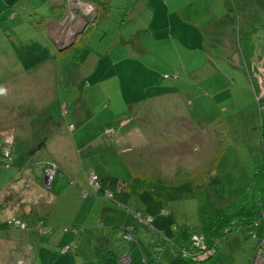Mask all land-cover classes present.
<instances>
[{"label":"rangeland","instance_id":"1","mask_svg":"<svg viewBox=\"0 0 264 264\" xmlns=\"http://www.w3.org/2000/svg\"><path fill=\"white\" fill-rule=\"evenodd\" d=\"M217 1L199 0L193 7L184 8L182 14L186 21L198 24L202 31L194 33V37L193 33L180 31L174 38L167 32V36L158 34L152 37L144 34L126 39L132 44V54L139 56L133 49V44L137 45L138 42L145 44L148 51L145 57L139 56L140 62L135 61L138 92L122 91V76L109 77L108 72L107 77L96 75L98 65L93 60L102 52V42L107 47L109 42L106 41L92 42V48L91 45L78 47L73 55L63 56L61 63L55 50L44 47L43 54L34 59L36 62H28V73L37 75L44 65L40 60L44 58L46 62L50 61L46 65L52 66L45 72L47 77L58 76L56 82L61 86L63 107L60 99L51 103L53 86L49 82H44L47 87L43 90L39 88L41 81L27 82L22 96L16 94L14 97L17 98L9 99L7 96L13 93V85L9 89L0 86L4 88L0 92L3 106L21 113L17 124H14L16 132H20L23 127L27 128L25 136L17 137L16 143L19 145L16 151L28 148L27 137H31L32 147L39 145L44 135L53 129H57L58 133L53 134L50 140L52 146L53 138L61 145L62 134L67 131L71 141L68 148L64 145V152L71 154L72 164L76 168L84 163L83 175L80 179L71 176L72 182L74 179L88 189L86 176L94 171L102 179L108 176L132 184V202L135 206H131L143 210L140 217L131 213V220L124 222L125 219H119L118 228L114 229L112 224L117 219L114 221L115 217L108 216L98 226L94 218L102 201L92 193L95 196L96 213H91L93 218L88 221L90 225L81 230L75 228V223L74 228H70V223L58 226L62 228L59 230L70 229L69 232L74 234L75 239L70 244L76 245L75 252L67 253L76 256L78 264H83L84 259L101 257L107 248L114 246L117 257L124 255L125 249L128 251L130 248L132 259L138 264H146V260H153L157 256L169 264L177 252L189 249L195 236L210 235L208 223L222 214L233 220L234 225L219 240L217 253L210 260L197 264H250L254 249L261 243V238L257 239L253 234L264 235V216L260 217V226L253 224L256 197L260 194L259 187H264L263 177H257L258 171L264 168V99L259 101L260 97H264V0ZM44 6L47 8L49 5ZM143 6L138 3L136 8L146 9ZM126 8L127 4L124 10ZM196 12L201 15L199 23L190 19L197 18ZM4 13L7 14L6 11ZM152 13L147 9L137 11L131 7V10L122 13L126 17L125 27H132L134 33V24L138 22L141 28L147 30L150 22L148 17L153 16ZM167 14V11L161 13L163 18L168 17ZM27 15L34 21H41L40 12L36 15L28 12ZM3 17L0 15V20ZM133 18L137 21L133 22ZM162 19L160 17V25L152 29L154 32L164 28ZM82 21H75L74 17L69 19V14L62 18L61 25L66 26V31L61 30V34L64 33L67 43H72L74 33L79 31L74 28ZM3 23L0 21L1 33ZM68 24H72L71 27ZM72 32L74 36L71 38ZM98 32L94 33L93 38H97ZM6 38L4 36L0 39V79L9 77L5 83L16 85L15 82L18 83L28 74L26 67L20 63L26 49L23 50V42L19 41H14L13 46H7ZM109 41L115 43V40ZM3 60H16L20 63L14 67V71H18L21 76H13L12 80V75L5 71V65L2 66ZM145 65L147 72L140 74ZM33 70L37 71L32 73ZM153 78H156L158 87L166 85L170 89L155 90L147 87ZM29 86L31 88L27 90ZM158 92L168 93L166 101L160 102L162 98L158 102L154 101ZM40 100L48 103L47 109H38L28 104H38ZM136 100H139V105L126 107ZM21 101L25 104L19 108L18 103ZM135 109L140 110L139 118L123 127L120 122L124 118L123 112L134 111L130 113L133 115ZM1 121L0 128L5 126ZM112 127L116 136L107 135L106 130ZM75 135L78 136L76 140L80 147L77 155L73 138ZM119 136H123V139H119ZM47 152L49 150L45 149ZM52 163L59 165L56 161ZM1 168L5 173L24 178L18 174L21 171L15 165L12 168ZM58 168L61 169V166ZM58 170L53 180L51 170L45 174V187L53 185ZM90 182L98 192L95 182ZM22 186L27 189L25 180ZM28 189L32 191L30 185ZM41 196L33 194L34 201L42 206L46 196ZM59 202L56 210L61 213L64 203ZM51 210L48 208L46 213L51 215ZM54 213L51 216L53 218ZM10 222L22 229L23 236L26 234L25 239L21 233L19 235L23 242L19 247L22 249L29 238V232L23 230L27 226L18 218H11ZM46 228V231L50 230ZM129 229L137 230L135 240L125 242L119 234ZM80 239L83 243L82 255L77 257ZM24 249L25 255L18 258L19 249L15 248L14 258L8 262L6 258L10 250L4 252L6 255L1 258L0 264H32L33 246L27 244Z\"/></svg>","mask_w":264,"mask_h":264},{"label":"crops","instance_id":"2","mask_svg":"<svg viewBox=\"0 0 264 264\" xmlns=\"http://www.w3.org/2000/svg\"><path fill=\"white\" fill-rule=\"evenodd\" d=\"M14 1V0H12ZM15 1H22L24 3V6L22 9H17L12 12V16L10 18H2L1 21H3L2 27V33L0 31V39H2L5 34H10L11 36L6 39L7 46H13L14 41L23 42L22 47H24V56L23 59L20 60V63H22V66L26 67L25 70H27L26 73H28V62L34 63L38 55H42L44 49L42 46L38 45H29V41L33 39V37L36 35H44L50 42L52 43V48L55 50V55L58 57L59 62H61V58L66 55H70L68 52H64L66 47L72 46L75 48L78 47H86L90 46L92 48L91 44L92 42L96 41H106L109 42L107 44V47L102 45L100 46L101 53H99L98 56H95L97 67V73L96 75H105L108 72L107 76H114L124 77L123 81L121 79V82H123L122 91H126L128 93H134L138 92V86H137V75H136V62H140V57H145V54L148 53L146 50L145 44L142 42H138L137 45L133 44V49L136 51L139 56L132 54V44L128 42L126 39H132L135 38L137 35H146V36H152L155 35H163L167 36V32L171 37L174 38V35H179L180 31L185 32L186 34H192V37H194V33L202 32L200 29V26L198 24H192L189 21H186V17L182 12L185 10L186 7H193L196 5L197 1L199 0H166V5L161 3L160 0H108L111 5L114 6L111 11L104 12L103 10L98 13V19L96 27H89L85 29V31L77 38L76 43L70 44L67 43V41L64 40L66 36L61 34V20L65 16L66 13H64L63 6H58V0H51V6H48L47 8L42 7L39 5V0H15ZM36 1V2H35ZM107 1V0H106ZM214 2H218L217 0H213ZM138 3L143 4L146 9L149 11H153L152 15L149 16L148 19H150V22L148 24L147 30L144 28H141L138 24L137 19L133 18L135 32L133 33L132 27H125L127 23L126 17L122 16L123 12L129 11L132 9L137 11H143L146 9L136 8ZM21 4V3H20ZM127 4V8L124 10L125 6ZM187 9V8H186ZM22 10V11H21ZM25 10V11H24ZM180 10V11H179ZM40 12L39 18L41 21L36 20V22H41V24H34L32 21L28 22L29 16L27 15L28 12H30L32 15H36V12ZM163 11H167L168 17L163 18V15L161 13ZM171 11V12H170ZM176 11V12H174ZM179 11L180 18L177 16V12ZM25 12V13H24ZM26 14V15H25ZM207 14V13H206ZM211 14V13H209ZM197 20L190 17L191 21H197L199 23L200 21V13L196 12ZM161 17L162 22L164 24V28L158 30L157 32H154L152 29L155 27V25L159 24V18ZM189 19V20H190ZM33 20V18H32ZM132 19H131V23ZM189 22V23H187ZM130 23V24H131ZM108 24V25H107ZM179 24H182L183 26H180ZM32 25V26H31ZM38 26V32L35 34L34 31H32L36 26ZM168 25V26H167ZM167 26V27H165ZM40 28V29H39ZM129 28L128 32H125V30ZM161 28V27H159ZM96 31H99L97 34V38L94 37V33ZM33 34V35H31ZM166 34V35H165ZM181 35V34H180ZM33 36V37H32ZM12 39V40H11ZM109 40H115V43H110ZM4 43V42H2ZM106 44V43H105ZM53 50V51H54ZM68 53V54H67ZM98 54V53H97ZM78 58H75V60ZM53 60V59H52ZM55 60V59H54ZM4 63L2 66L5 65V71H7V74L9 73L13 76H18V71H14V67L21 65L16 60H3ZM40 62H43L44 65L42 68H40V73L38 72L37 75L28 73L25 75V77H22L18 83H5L8 81L9 77H5L3 79H0V86L4 85L8 87L7 89L11 88V84L13 85V93L7 96V98H13L18 94V97L22 96L24 90H25V83L27 82H36L41 81L39 86L40 90L46 89L47 84L45 85V81L49 82L50 86H53V93L51 96V103L57 102L58 99L61 100V104L63 102V95L61 92V88H59V84L56 82L58 76L54 77L51 75L50 77H47L46 70L52 66L46 65V63H49L50 61L46 62V60L43 58L40 60ZM39 62V63H40ZM42 64V63H41ZM40 64V67H41ZM34 66V65H33ZM33 66H30L33 67ZM138 66V65H137ZM142 68L140 70V74H145L146 67ZM149 69V68H148ZM2 70V69H1ZM37 70H33L32 73H34ZM149 73L150 70H148ZM92 74V73H90ZM55 75V74H54ZM21 76V75H19ZM106 76V77H107ZM135 76V77H133ZM42 77V78H41ZM93 77V76H92ZM11 80V81H12ZM39 83V82H37ZM56 87L55 86V84ZM10 86V87H9ZM16 86V87H15ZM92 87V85H91ZM149 88H153L155 90L161 89V90H169L170 86L167 87L166 85H163L162 87L157 86L156 78H153L151 81V85L147 86ZM31 88L28 87L27 90ZM4 89V88H0ZM149 90V89H148ZM23 91V92H22ZM20 92V93H17ZM22 93V94H21ZM167 94H161L160 92L156 93L154 96V101H157L159 99L160 102L166 101ZM17 98V97H14ZM30 99V98H29ZM158 102V101H157ZM24 102H19L18 106L20 108V105H24ZM31 107L36 106L38 109H47L48 103L45 102V100H40L39 105L37 103L31 104L28 103ZM160 103H158L159 105ZM43 105V106H42ZM135 105H139V100H136L133 103H128L126 107L132 108ZM22 107V106H21ZM63 107V104H62ZM136 110V109H135ZM16 112V113H15ZM13 109H9L7 106L4 107L3 104L0 102V121L5 125L4 127L0 128V231H3V233H0V260L1 258L6 255L9 250V254L6 258V261L12 260L14 252H16V249H19V252L17 254L18 258H22L23 255H25V246L32 245L34 249L33 254V263L32 264H78L77 259L75 260L76 256L71 255L70 253H63L61 251V247L68 245L71 241L75 239V236L73 233H70L69 230H59L62 229L61 226L63 224L70 223L72 227H74L77 230H81L86 227V225H90L88 221H90L92 217V212L96 213L94 211L95 200L94 195L95 190L92 187L91 182L88 181L87 176L91 174H95L98 178L97 182H99V190L96 193L97 198L102 201V206H99L97 214H95V221L98 223V226L102 223L103 220L105 222V218L115 217L113 218L114 221L117 219L116 223L112 224V227L114 229H117V224L120 223L118 221L119 219H125L124 222H128L131 220V213L136 215L139 212L144 213L142 209L136 210L135 207L131 206L135 204L132 202L133 200V191L132 187L129 182H125L118 179H113L108 176L103 177V179L100 177L99 174L96 172L88 173L86 176L87 182H89V188L83 187L79 185L74 179L73 181L74 185L70 182L72 179L71 176H74L77 179H80V177L83 175V168L84 163H81L79 167H75L74 163L72 164L71 160V154L68 152H64L65 146L68 148V144H70L71 139L69 138L70 135H68L67 131H64L65 133L62 134V137L60 141H62V144H57V140L53 138V146L51 143V139L53 134L58 133L57 129H53L49 134H45L44 138L41 139L39 142V145H35V147H32V139L31 137H27L28 139V150H22V151H16L18 148H16L19 144L16 143L18 135L21 137L26 135V127H23L20 129V132H16L17 127L15 125L17 124L18 115L21 113H18ZM134 113V111H125L123 112L122 116L124 118H121L120 122L122 123L123 127L127 123H132V120L135 118H139L140 110H136L135 114L130 115V113ZM15 124V125H14ZM121 126V125H119ZM2 129V130H1ZM59 129V128H58ZM25 131V132H24ZM108 133L107 135H117L114 131V127L108 128L106 130ZM78 134V132H77ZM78 136H73L74 142H75V148H77L76 155L79 152L80 147L78 146V142L76 140ZM10 138V139H9ZM119 139H123V136H119ZM58 141V142H60ZM66 142L64 144V142ZM142 141V140H141ZM72 143V142H71ZM65 145V146H64ZM142 145V142H141ZM52 146V148H51ZM143 146V145H142ZM2 147V148H1ZM8 148L11 150V157H6L4 155L5 149ZM45 149L49 150L47 154L45 153ZM167 149H169V146H167ZM16 151V152H15ZM75 150L73 149V152ZM46 156H43V155ZM42 155V156H40ZM58 162L59 166H61V171L58 175L55 177L56 184L52 185V188H47L44 186L45 182V164L47 162ZM8 163L5 168H12L15 165V168L17 170H20L18 174L21 176L23 175L24 178H18V176L7 172L5 173L1 167H4L3 164ZM35 163H38L39 165H34ZM72 164V165H71ZM80 170V171H79ZM63 171V172H62ZM82 171V172H81ZM61 172L64 173V176L61 175ZM69 174V176L67 175ZM42 176V178L40 177ZM111 179V180H109ZM25 180V186L32 187V191L28 189H23L22 181ZM43 182V183H42ZM71 183L72 185H69ZM48 190H47V189ZM46 189V190H45ZM52 189V190H51ZM33 194L41 196L42 194L46 196V199L44 200V204H41L38 201H34ZM90 196H92L91 199ZM108 196V197H107ZM112 196V197H110ZM42 197V196H41ZM63 197V198H62ZM59 201H62L64 203V206L61 208V213L56 210ZM35 202V203H34ZM99 203V202H98ZM144 210H147L143 205L141 206ZM53 209L51 210V215L49 213H46L47 209ZM75 208V212L73 213ZM132 210H131V209ZM137 211V212H136ZM56 215H55V213ZM135 212V213H134ZM147 212V211H145ZM54 213V218L51 217ZM148 213V212H147ZM124 214V216H123ZM124 217V218H123ZM11 218H18L22 219L25 225L27 226V230L29 232V235H27L28 241L27 244L20 249L19 246L22 245L23 242H21L19 235L22 234V237L24 239L26 238V234L23 236V233L21 232L22 229L15 226L13 223L10 222ZM64 220V221H62ZM65 222V223H64ZM30 227V228H29ZM50 228V230L46 231L47 228ZM110 228V227H108ZM40 229V231H39ZM65 229V228H64ZM91 229V228H90ZM72 231V230H71ZM137 232V230H136ZM21 233V234H20ZM120 237V234H119ZM108 239V238H105ZM81 243L79 245L77 253V257H80L82 255L81 248H82V240L80 239ZM24 242V243H25ZM7 247V248H5ZM59 248L60 251H59ZM115 250V246L113 248H107L106 252L102 254L100 257H96L95 259H84L83 264H89V263H95V261L102 258L104 255H106L107 251L109 250ZM131 249L127 251L125 249V255H129L131 259L133 258ZM5 252V253H4ZM117 252V251H116ZM75 253V254H76ZM90 255H93L90 253ZM119 257V256H118ZM119 257V258H121ZM157 258V257H156ZM3 259V258H2ZM5 259V258H4ZM17 260V259H15ZM133 264H138V262H134L132 259ZM152 262V259L150 261L146 260V264Z\"/></svg>","mask_w":264,"mask_h":264},{"label":"trees","instance_id":"3","mask_svg":"<svg viewBox=\"0 0 264 264\" xmlns=\"http://www.w3.org/2000/svg\"><path fill=\"white\" fill-rule=\"evenodd\" d=\"M50 1L51 0H39L38 2H36V1L35 2L38 3L39 5H41L42 7H45L44 5H47V4L49 6H51L52 3ZM162 1L166 2V0H162ZM58 2H60V3H58V6H60V7L63 6L64 13L69 14V19L73 18L72 14H70V13H72L74 10H75L74 14L76 16L75 18L80 19V18H84V14H83L84 8H87L89 6H91V7L93 6L96 9L95 14L90 15V16H86L87 21L85 23V26L83 27L84 30L78 31V33L73 38L72 43H70V44L76 43L77 38L85 31V29H87L89 27H96L99 10L100 11L103 10L104 12H107V10L111 11V9L114 8V6L111 5V3L108 0L107 1L106 0H58ZM23 6H24V3H22V1L0 0V15H3L4 18H6V17L10 18V16H12L11 14L13 11H15L17 9H22ZM4 11H6L7 14H5ZM37 13H38V11L36 12V14ZM66 14H65V16H66ZM39 19H42V18H39ZM31 21L37 25V22L32 20L29 16L28 22H31ZM36 25H34V26H36ZM68 26H71V25L68 24ZM37 28H38V26H36V28H34L32 30L35 32V34L39 33ZM64 29H65V26L62 27L61 30L64 31ZM62 34H64V33H62ZM31 35H33V34H31ZM10 36H11L10 34H5V37H7L6 39H8ZM28 43H30L29 44L30 46L32 44V45L42 46V48H44V47L49 48L50 47V49L54 50L52 48V45H51L52 43L50 42V40H48L46 37H44V35H40V36L38 35V37L35 35L33 37V39L31 41H29ZM76 50H77V48H75V47H72V46L68 47L67 46L64 52L69 51L68 53L70 55H73L74 51H76ZM60 63H59V65H61ZM59 88H61V86ZM263 99H264V97H260L259 101L262 102ZM63 106H65V105L63 104ZM64 110L67 111L68 109H66V107H65ZM263 151H264V145H263ZM263 163H264V160H263ZM7 164L8 163L6 162L5 164H3V166L6 167ZM50 165H51L50 162L46 163L45 172L47 171V169L49 167H51ZM261 170L262 171H260V170L258 171L257 177L258 176L263 177V183H264V168ZM58 171L60 173L61 169H59ZM62 172H61V175L64 176V173H62ZM91 175L87 176L89 182H90L89 178ZM94 176H95L96 182H97L98 178L96 177L95 174H94ZM70 182H72V179L70 180ZM73 183H75V182L73 181ZM97 183L99 184V182H97ZM259 184H260V182L258 180V186H259ZM51 188H52V185H51ZM259 192H260V194L258 197H256L257 198L256 199V205L254 207V210H256V211L253 213V215H254V221H253L254 223L253 224H255V226H260V222H259L260 217L264 216V187H259ZM96 193H97V191H95V195L97 196ZM242 212L244 213L243 210H242ZM240 214H242V213H240ZM138 215H140V212L138 213ZM237 216H238V214H237ZM210 218L212 219L213 217L211 216ZM208 224H209L210 235L200 234L199 237L195 236V238L197 237L198 241L193 240L192 245L189 247V249H184V250L182 249L181 252H177L175 255V258L172 261H170L169 264H197L200 261H206V259L210 260L213 256L208 257L205 260L204 259L199 260L200 255L203 253L202 246L207 247L208 250L215 249L214 255L217 253V249H218L217 245H218L219 240L221 238H223V236H225V234H227L231 231V227L234 225V223H233V220L228 218L226 214H222L218 218L212 219V221L210 220V222ZM125 231H127V230H125ZM134 232L136 234L135 230H134ZM135 234H134V236H135ZM253 236L258 239V238L263 237L264 235L257 233V234H253ZM120 239H122L121 236H120ZM122 240L125 241L124 239H122ZM199 242L201 243V245L197 244ZM257 249H258V247H256L254 249L253 255L255 254ZM157 253L159 254V252H157ZM253 255L251 256L252 258H253ZM118 261H119V257H117L116 251L114 249H112V250L107 251L106 255H104L99 260L95 261V263L91 262L89 264H119ZM251 261H252V259H251ZM148 264H166V263L161 261L157 256V258L155 257L152 260V262H150Z\"/></svg>","mask_w":264,"mask_h":264},{"label":"built area","instance_id":"4","mask_svg":"<svg viewBox=\"0 0 264 264\" xmlns=\"http://www.w3.org/2000/svg\"><path fill=\"white\" fill-rule=\"evenodd\" d=\"M65 2V1H64ZM95 12H96V9L92 6H89V7H87V8H84V10H83V14H84V18H80V19H82L83 21H82V23H80V25L79 26H77V28H74L75 30H79L80 31V28H82V27H84L85 26V23H86V21H87V18H86V16H90V15H93V14H95ZM75 10L73 11V14H72V17H76L75 16ZM82 14V13H81ZM71 19V18H70ZM77 19L75 18V21H76ZM74 23V22H73ZM72 23V24H73ZM71 24V25H72ZM71 27V26H70ZM64 31H66V29H64ZM71 34V38L74 36V35H76L75 33H74V35H73V32L72 33H70ZM75 37V36H74ZM73 37V38H74ZM72 38V39H73ZM65 39V41H67L66 40V38H64ZM4 155L6 156V157H11V150L10 149H8V148H6L5 149V151H4ZM51 167H49L48 169H47V171H46V173L47 172H49L50 170H51V173H53V175H52V180L54 179L53 177L55 176V172L59 169L58 168V166L56 165V164H54V163H52L51 165H50ZM53 171V172H52ZM49 174V173H48ZM51 180V181H52ZM89 180H91L93 183L95 182V185L96 186H98V188H99V184L96 182V178H95V176H94V174H92L91 176H90V178H89ZM50 181V182H51ZM51 187V185L49 184V186H47V188H50ZM96 191V190H95ZM137 216H139L140 217V215H138V214H136ZM24 225H25V223H24ZM134 234H135V232H134V230H131V229H129V231H125V230H122L121 231V233H120V236L122 237V239H124L126 242H132V241H134L135 239H134ZM195 240L196 241H198V239H197V237L195 238ZM200 241V240H199ZM197 244H200L201 245V243L199 242V243H197ZM75 246L76 245H72V244H68V245H65L64 247H62L63 249H62V252H64V253H67V252H69L70 250H74L75 249ZM202 248H203V253L200 255V258H199V260L200 259H206V258H208V257H211L214 253H215V249H211V250H208L207 249V247H205V246H202ZM118 263L119 264H133V262H132V260H131V257L129 256V255H125V256H123V257H121L120 259H119V261H118ZM250 264H264V236L263 237H261V243L259 244V246H258V249H257V251L255 252V254L253 255V258H252V261H251V263Z\"/></svg>","mask_w":264,"mask_h":264},{"label":"clouds","instance_id":"5","mask_svg":"<svg viewBox=\"0 0 264 264\" xmlns=\"http://www.w3.org/2000/svg\"><path fill=\"white\" fill-rule=\"evenodd\" d=\"M83 29V27L82 28H80V30H82ZM4 90L3 89H0V92H3ZM54 178V177H53ZM73 183V182H72ZM74 184V183H73ZM100 186V185H99ZM97 191V190H96ZM63 249V248H62ZM62 251V250H61ZM71 251V250H70ZM73 251V250H72ZM120 259V258H119ZM132 260V259H131Z\"/></svg>","mask_w":264,"mask_h":264},{"label":"bare ground","instance_id":"6","mask_svg":"<svg viewBox=\"0 0 264 264\" xmlns=\"http://www.w3.org/2000/svg\"><path fill=\"white\" fill-rule=\"evenodd\" d=\"M65 28H66V26H65Z\"/></svg>","mask_w":264,"mask_h":264},{"label":"water","instance_id":"7","mask_svg":"<svg viewBox=\"0 0 264 264\" xmlns=\"http://www.w3.org/2000/svg\"><path fill=\"white\" fill-rule=\"evenodd\" d=\"M65 40V39H64Z\"/></svg>","mask_w":264,"mask_h":264}]
</instances>
